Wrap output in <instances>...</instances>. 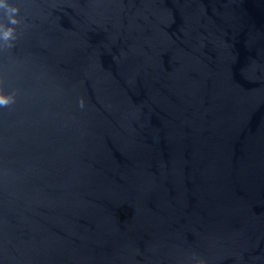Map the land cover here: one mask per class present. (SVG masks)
Wrapping results in <instances>:
<instances>
[{"label":"water","instance_id":"water-1","mask_svg":"<svg viewBox=\"0 0 264 264\" xmlns=\"http://www.w3.org/2000/svg\"><path fill=\"white\" fill-rule=\"evenodd\" d=\"M8 3L0 264H264V0Z\"/></svg>","mask_w":264,"mask_h":264},{"label":"clouds","instance_id":"clouds-1","mask_svg":"<svg viewBox=\"0 0 264 264\" xmlns=\"http://www.w3.org/2000/svg\"><path fill=\"white\" fill-rule=\"evenodd\" d=\"M0 8L5 9L9 16V23H0V27L4 30L3 38L10 42L15 37V28L9 25L19 23L18 19L14 15L19 11V9L9 4L8 0H0ZM14 99L15 97L13 94H5L3 89H0V106H8L14 102ZM81 106H83V101H81ZM199 264H203V261H200Z\"/></svg>","mask_w":264,"mask_h":264}]
</instances>
